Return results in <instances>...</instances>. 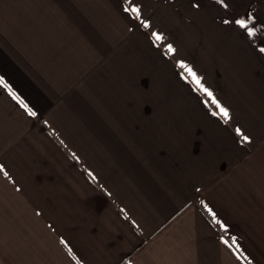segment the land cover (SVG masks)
Returning a JSON list of instances; mask_svg holds the SVG:
<instances>
[{"label": "crops", "instance_id": "crops-1", "mask_svg": "<svg viewBox=\"0 0 264 264\" xmlns=\"http://www.w3.org/2000/svg\"><path fill=\"white\" fill-rule=\"evenodd\" d=\"M132 3L0 0V264H264V0Z\"/></svg>", "mask_w": 264, "mask_h": 264}, {"label": "snow or ice", "instance_id": "snow-or-ice-1", "mask_svg": "<svg viewBox=\"0 0 264 264\" xmlns=\"http://www.w3.org/2000/svg\"><path fill=\"white\" fill-rule=\"evenodd\" d=\"M219 2L221 4H225V0H219ZM225 7H227V5L225 4ZM126 12H130L132 14H134L137 18L140 17V5L136 4V3H132L131 6H127V0H126V6L124 9ZM254 19V17H253ZM143 26L144 27H148L149 26V21L148 20H143L142 21ZM235 24L238 25L241 29H245L247 32V35L249 37H252L255 35L256 33V28L250 26V22L248 19L245 18H239L235 20ZM152 36L155 38L156 41L162 40L163 39V34L159 33V32H153ZM168 52L169 53H173L175 52V49L173 47L172 44H167L166 45ZM261 51H264V48L260 49ZM176 67L178 69H182L183 71L180 72V75L184 78V79H191V83H193L197 89H199L200 91H202L203 93L207 94V96L210 98V103L215 105L216 108L218 109V111L214 112V115L217 116H222L225 120V122H227L230 119V110L225 107L214 95V93L212 92V90L210 88H208L207 86H205V84L202 82V79L200 76H198V74L192 69V67L190 65H188L184 60H177L176 61ZM0 85H3L5 88H7L10 92V94L13 96L14 99H16L22 107H24L28 113L32 116H35L37 113L35 111H33L32 108H30L28 106L27 103L24 102V100L18 95L16 94L12 89L11 86L4 80V78L2 76H0ZM209 103L208 100L205 101V104L207 105ZM235 133L237 134V136H241L242 135V140L243 142H247L251 140L250 135L248 134H244L242 129L240 127H236L235 128ZM0 171H3V165H0ZM8 173L6 171H4V176L8 177ZM10 178V177H9ZM209 211H211V209H209ZM224 227H227L226 225H223ZM223 239V237L221 238ZM62 243H64V241H61ZM225 244H228L227 240H224ZM71 252V250H69Z\"/></svg>", "mask_w": 264, "mask_h": 264}]
</instances>
